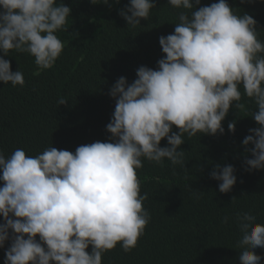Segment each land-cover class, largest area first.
<instances>
[{
    "label": "clouds",
    "instance_id": "9594fccd",
    "mask_svg": "<svg viewBox=\"0 0 264 264\" xmlns=\"http://www.w3.org/2000/svg\"><path fill=\"white\" fill-rule=\"evenodd\" d=\"M91 3L111 7L109 0ZM168 3L195 10L180 12L174 34L159 38L166 56L158 70L141 66L134 82L120 77L111 88L116 106L107 131L114 142L81 145L75 153L52 146L34 157L16 149L6 159L0 151V247L12 240L5 264H102L117 244L125 252L135 248L151 220L136 171L142 158L183 166L184 134H223L230 108H244L241 86L257 106L251 117L259 125L243 140L246 148L254 145L246 170L264 169V42L257 21L235 14L227 0L199 8L200 0ZM154 7L155 0H130L120 15L134 28ZM0 9L4 56L15 50L32 55L41 70L53 67L64 49L56 33L66 30L72 9L57 0H0ZM4 56L0 82L23 86L22 71L13 72ZM228 129L234 133L235 122ZM165 138L170 147H161ZM234 173L232 165H216L210 175L228 193L237 183ZM236 220L240 264H261L253 250L264 248V224L251 212L237 213Z\"/></svg>",
    "mask_w": 264,
    "mask_h": 264
},
{
    "label": "trees",
    "instance_id": "16d2710c",
    "mask_svg": "<svg viewBox=\"0 0 264 264\" xmlns=\"http://www.w3.org/2000/svg\"><path fill=\"white\" fill-rule=\"evenodd\" d=\"M57 2L72 11L66 30L56 33L64 49L53 67L41 70L28 53L13 50L4 56L0 51L12 71H22L25 79L23 86L0 82V151L6 159L16 149L34 157L52 146L75 153L81 145L114 142L107 131L116 106L111 88L120 77L134 82L141 66L158 70V61L166 56L159 38L174 34L180 12L190 16L195 10L155 0L148 20L133 28L120 15L130 0H109L111 7L91 0ZM216 2L200 0L196 7ZM227 3L235 14L246 13L257 21L258 39L264 42V0ZM240 90L244 108H230L223 134H184L185 143L178 149L184 151L183 166L167 158L162 165L142 158L143 167L136 171L141 195H148L143 206L151 220L135 248L125 252L117 244L103 254L102 264H240L237 213L251 212L255 223L264 224V169L246 170V159L254 158L247 149L254 145H243L253 134L249 130L259 127L251 117L258 109L242 86ZM61 98L67 104L60 105ZM231 122L236 124L234 133L228 129ZM173 131L179 133L175 126ZM161 147H170L167 138ZM216 165L235 168L237 183L228 193L220 192L221 181L210 175ZM11 244L10 238L0 247V264H5ZM87 251L91 254L92 246ZM253 251L264 258V248Z\"/></svg>",
    "mask_w": 264,
    "mask_h": 264
}]
</instances>
